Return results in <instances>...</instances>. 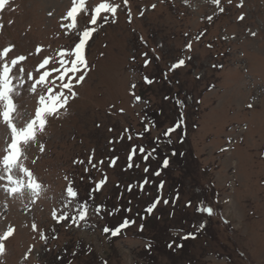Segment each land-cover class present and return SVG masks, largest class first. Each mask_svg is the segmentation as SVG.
<instances>
[{"label":"rangeland","instance_id":"obj_1","mask_svg":"<svg viewBox=\"0 0 264 264\" xmlns=\"http://www.w3.org/2000/svg\"><path fill=\"white\" fill-rule=\"evenodd\" d=\"M115 2L121 4L116 22L98 27L89 42L90 75L77 87L78 97L52 120L41 139L46 143V155L35 145L29 152V162L40 157L30 166L48 190L32 204L27 198L13 199L0 189V234L8 226L16 229L0 261L57 264L60 256L59 264H264V0H244L242 8L237 7L240 0L232 4L221 0L223 13L211 0H129L127 8L122 0ZM152 4L157 7L153 9ZM68 5L69 0H13L15 11L0 14L4 25L0 47L12 43L20 54L33 53L25 65L31 70L41 59L34 51L37 45L45 54L72 45L76 37L64 35L60 28ZM141 10L145 11L143 17ZM240 14L245 16L243 21L238 20ZM209 15L212 22L207 20ZM202 32L197 41L195 37ZM188 42L193 44L191 53L185 48ZM142 52L149 53L147 68ZM131 55L136 56L135 62ZM187 55L193 57L190 62L169 71L172 63ZM214 64L223 68H214ZM144 75L155 82L145 84ZM130 83L138 85L135 92L141 102L130 95ZM20 93L17 103L22 111L30 112L33 99L23 89ZM182 114L184 128L170 136V149L177 152L171 156V167L159 177L151 174V184L144 190L135 185L134 192H127L124 183L130 179L124 177L130 172L126 165L130 146L161 138ZM145 123L154 126L145 138H139ZM5 138L0 126V147ZM159 146L169 153L163 142ZM93 150L98 170L89 168L85 173ZM114 156L119 157L118 166L109 168ZM74 159H83L85 164L73 165ZM101 160L105 163L100 164ZM144 165L140 163V172ZM65 174L74 178L82 199H87L94 183L107 176L106 185L95 192V203L107 207L106 200L112 197L109 201L115 207L122 203L132 208L127 215L136 223L116 237L103 233L102 227L107 223L115 226L121 212L99 221L93 217L88 223L81 222L79 228L61 226L51 212L59 207ZM159 178L166 182L164 198L178 194L179 201L159 205L148 214L146 207L158 195L151 179ZM122 195L129 204L118 202ZM188 201L191 207L186 206ZM202 206H212L215 215L199 212ZM205 219V229L197 232L194 226ZM33 222L47 243L31 230ZM188 232H193L195 239H183ZM29 247L33 251L25 261Z\"/></svg>","mask_w":264,"mask_h":264},{"label":"snow or ice","instance_id":"obj_2","mask_svg":"<svg viewBox=\"0 0 264 264\" xmlns=\"http://www.w3.org/2000/svg\"><path fill=\"white\" fill-rule=\"evenodd\" d=\"M13 0H0V14L5 11H15L12 8ZM163 2V0H161ZM188 0H185L187 3ZM228 4H232L233 0H227ZM125 8L128 7L129 0H122ZM211 3L215 4L219 11L223 13L225 8L221 6V0H211ZM244 0H240L237 7H243ZM19 7V5H17ZM121 4L116 3L115 0H69V5L66 6V11L61 16V20L64 23L60 24V28L64 29V35L72 33L76 39L73 44L61 48L59 52H53L52 54H45L44 49L41 45L35 47V54L40 56L41 59L31 70L26 68V62L31 58V52L27 54H20L17 52V45L9 43L6 46L0 47V126H3L6 138L3 141L2 147H0V189L7 193L9 197L13 199L23 200L27 198L30 203L35 204L43 194L48 190L46 183H43L38 177L34 167L30 165H36L40 157L31 159L29 162V152L32 147L38 146V151L41 154L46 155V143L41 142L42 137L46 134L47 129L51 126V122L54 119H58L61 112H66L70 106L69 102L75 100L79 93L76 90L78 86H82L86 82V78L90 75L91 63L87 59L88 49L90 48V41L93 39V34L97 31L98 27L115 23L117 18L118 9ZM151 7L155 9L156 4H152ZM48 15L51 17L53 13L50 11ZM129 23L132 20V12L129 9L128 13ZM139 15L143 17L145 11L141 10ZM245 16L240 14L238 20L243 21ZM209 22H212L213 17L209 15L207 17ZM83 22V24H81ZM9 24L14 21L9 20ZM4 28V25L0 23V30ZM189 36L188 33L184 34ZM204 33H200L195 37L198 41ZM251 35L255 37L256 32H251ZM191 37L189 40L191 41ZM141 42L147 46V41L143 37H140ZM162 47V46H160ZM212 47V45H208ZM185 48L187 52L191 53L193 50V44L191 42L186 43ZM153 52L156 49H152ZM144 60L143 65L147 68L151 60L147 57L148 52H142L140 54ZM159 59V56L155 57ZM191 55H187L186 58L177 59L175 63H172L169 67V71H175L186 65V61L192 60ZM130 60L135 62L136 56L131 55ZM221 67L223 65H212V67ZM167 78V74L165 76ZM199 79V77H197ZM143 82L151 85L155 81L150 79L147 75L143 76ZM138 87L136 83H130V95L137 101L141 102L142 97L137 95L135 89ZM26 91L29 96L33 99L32 110L29 112L27 109L21 110V105L17 103V97L20 96V90ZM167 99V97H166ZM115 108V105H112ZM249 109L253 108L252 104H248ZM120 113L124 112L123 108L119 109ZM144 123V118H142ZM97 127L101 125L97 124ZM151 126H154L152 124ZM149 123L144 124L143 132L138 134L139 138H145L151 131ZM184 128V116L183 114L179 120L171 127L167 128L163 132V137L167 138V143L172 144L170 136L177 131V129ZM113 129H109L112 131ZM125 131H128L125 129ZM129 140L132 137L128 138ZM181 142L183 141V135L180 137ZM231 140V137H229ZM160 138L157 137L152 143L155 145L151 150H147L143 145L137 148L135 145L130 146L127 156V168L139 167L134 164V159L142 157L145 163L150 158H155L154 154L157 152ZM112 143V141H109ZM221 151H227L222 148ZM177 152L173 149L171 156H176ZM183 155V153H180ZM170 157L166 154L156 170L151 174L159 177L161 172L168 168L170 165ZM118 156H114L108 163L109 168H115L118 166ZM100 164H104L103 160L99 161ZM73 165H84L85 160L74 159ZM87 164L89 167L84 168V172L88 173L89 168L98 170L97 164L94 162V150L93 154L87 157ZM150 171L149 166L143 168V172L148 174ZM62 179L66 182V187L63 188L61 196L59 198V207L53 208L51 212L52 219L61 226L79 228L81 222L88 223L93 217L99 221L104 219L105 216H112L120 211V208L115 207L113 211L106 210L103 203H95L93 193L100 192L106 185L108 177L104 176L95 183L94 187L89 190L87 199H82L78 187L75 184L74 178H70L68 174H65ZM84 179L83 176L80 177ZM89 180L92 177L89 176ZM150 183L147 175L139 182V188L144 190L145 185ZM166 182L161 180L157 185L158 195L153 199L145 211L148 214H152L159 205L169 206L170 204H177L179 201V195L174 194L172 197L164 198L163 190L165 189ZM135 185L129 182L125 185V190L129 193L135 191ZM130 203V202H129ZM204 203L203 201L201 202ZM187 207H191V201L187 202ZM201 213H206L207 217L215 215L214 208L212 206H202L197 209ZM125 211L131 213L132 208L127 207ZM139 215V214H137ZM141 219H144L141 217ZM136 223L135 220L130 217H124L122 223H119L116 227H109L107 225L102 227V232L110 234L112 237H116L121 233L123 229L128 228ZM207 219L203 222L198 223V226H194L195 230L199 232L205 229ZM227 223V221H225ZM142 231L144 225H139ZM31 230L39 234V238L47 243V238L42 231L38 228L37 224L33 222L31 224ZM16 229L12 226H8L6 230L0 234V257L7 254V244L13 238ZM55 238V237H53ZM195 239L193 232H188L183 239ZM169 248L172 247L170 243ZM33 248L29 247L27 253L24 256V260L29 259L28 254L32 253ZM62 257L57 256L56 262ZM0 264H3L0 261Z\"/></svg>","mask_w":264,"mask_h":264},{"label":"trees","instance_id":"obj_3","mask_svg":"<svg viewBox=\"0 0 264 264\" xmlns=\"http://www.w3.org/2000/svg\"><path fill=\"white\" fill-rule=\"evenodd\" d=\"M171 127V126H170ZM166 131V130H165ZM166 139L167 138H165V137H163V134H162V136H161V138H160V141L161 142H163V145L164 146H167V148H168V150H169V153H163L162 151H161V148L162 147H160V146H158V148H157V152L154 154V157L155 158H150L149 159V161L147 162V163H145V161L143 160V158L142 157H138V159L136 160V162L134 163L135 165H139L140 166V163H144L145 165H144V167L145 166H149V168H150V171H149V173H148V175L147 174H145L144 172H143V170H142V172H140V169H139V167L137 168V167H133L132 169H130V172L124 177L125 179H127V178H129L130 180H128L127 182H125L124 184L126 185L127 183H129V182H132L134 185H136V186H138L139 187V182H141L142 181V179L147 175V177L150 179V175H151V173L154 171V170H156L158 167H160V164L162 163V160H163V158H164V156L167 154L170 158H171V153L170 152H172V150L173 149H170V146H169V144H167V141H166ZM156 139H150L148 142H146V143H144V144H140V143H135L134 145L137 147V148H139V146H141V145H143V147L145 148V149H147V150H151V148L152 147H154L155 145L152 143L153 141H155ZM154 161V162H153ZM172 162H173V159H170V165H169V167L168 168H166V169H164L162 172H161V175L162 174H164L165 172H167V170L171 167V164H172ZM127 163H128V161L126 162V165H127ZM151 163H153L152 165H151ZM143 167V168H144ZM142 174V177L139 179V177H140V175ZM154 178L155 177H157V176H154V175H152ZM121 179H123L122 177L121 178H119V180L120 181H122ZM137 179H139V180H137ZM161 180H163V179H157V180H154V179H151V181H155V184L156 185H158V183L161 181ZM164 181V180H163ZM119 183L120 182H116V185L118 186L119 185ZM151 184V182L149 183V185ZM117 186H115V187H117ZM145 187H146V185H145ZM95 194L96 193H93V196H95ZM86 195H88V193L86 194ZM166 198H169L168 196H166ZM110 199H112V197H108V199L106 200V209H108V211H113L114 210V208H115V206H114V204L113 203H110ZM124 200H126V203L127 204H129V201H128V199H124V195H122V196H120V197H118V202H122V201H124ZM117 207V206H116ZM118 208H120V211L119 212H121L123 215L122 216H120L121 217V219H120V221H118V222H116L115 223V226H111V225H109L108 223H107V226H109V227H116V226H118V224L119 223H122V220H123V218L124 217H129L128 215H127V211H125V209H126V207H124V205L122 204V203H119L118 204ZM115 213V212H114ZM115 215V214H114ZM124 231V229L121 231V233ZM120 233V234H121ZM170 239V238H169ZM155 241H157V240H155ZM167 242H169V240H167ZM170 242H172V240L170 239ZM158 243H160V242H158ZM167 243H165V247H167V245H166ZM151 246H154V245H150V247ZM148 254H151V253H148Z\"/></svg>","mask_w":264,"mask_h":264}]
</instances>
